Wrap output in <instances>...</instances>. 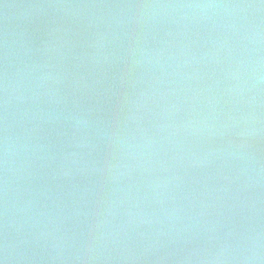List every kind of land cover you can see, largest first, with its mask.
<instances>
[{
  "label": "water",
  "instance_id": "obj_1",
  "mask_svg": "<svg viewBox=\"0 0 264 264\" xmlns=\"http://www.w3.org/2000/svg\"><path fill=\"white\" fill-rule=\"evenodd\" d=\"M0 264H264V0H0Z\"/></svg>",
  "mask_w": 264,
  "mask_h": 264
}]
</instances>
